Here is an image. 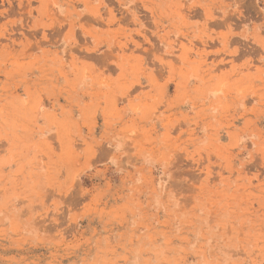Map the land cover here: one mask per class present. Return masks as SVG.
I'll list each match as a JSON object with an SVG mask.
<instances>
[{"label": "rangeland", "instance_id": "rangeland-1", "mask_svg": "<svg viewBox=\"0 0 264 264\" xmlns=\"http://www.w3.org/2000/svg\"><path fill=\"white\" fill-rule=\"evenodd\" d=\"M0 264H264V0H0Z\"/></svg>", "mask_w": 264, "mask_h": 264}]
</instances>
